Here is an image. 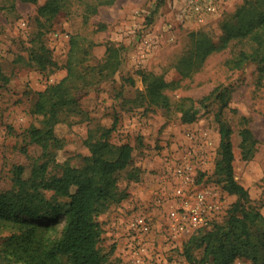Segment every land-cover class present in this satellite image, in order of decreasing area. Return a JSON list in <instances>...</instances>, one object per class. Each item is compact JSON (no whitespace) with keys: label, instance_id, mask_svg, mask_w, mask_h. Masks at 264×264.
I'll list each match as a JSON object with an SVG mask.
<instances>
[{"label":"rangeland","instance_id":"374dc122","mask_svg":"<svg viewBox=\"0 0 264 264\" xmlns=\"http://www.w3.org/2000/svg\"><path fill=\"white\" fill-rule=\"evenodd\" d=\"M68 1L67 9L47 20L37 14V7L46 0H38L36 5L0 0V64L8 78L6 84L0 82V191L13 187L17 167L23 168L24 178L30 176L34 165L44 162L49 174H58L56 165L64 162L79 167L82 157L89 154L83 143L88 131L110 128L115 123L110 143L133 146L126 171L137 168L141 172L137 182L127 180L122 173L118 185L128 197L98 217L103 231L100 253L111 264H131L132 255L143 247L140 264H198L186 258L185 250L188 244L190 254L198 260L203 249L188 242L214 225L224 224L228 209L237 200L222 189V177L215 170L219 103L208 100L201 109L198 102L218 85L231 88L223 119L232 131L234 179L247 190L248 205L264 216V79L254 63L238 69L231 63L240 51H249L250 45L246 40H231L225 48L212 52L201 66L191 62V35L202 33L219 46L221 23L246 0H228L220 15L202 25L185 26L176 19L175 0H115L110 6H100L87 22L82 17V0ZM72 37L78 44L87 45L89 56L75 67L81 75L72 82L76 109L61 116L54 128L58 146L45 154L29 138L32 127H43V116L34 112V103L38 92L66 76ZM40 45L53 62L46 69L30 58L31 53L38 54ZM109 46L117 55L104 68ZM182 58L186 59L181 63ZM141 72L179 83L178 88L166 91L172 104L169 110L148 108L142 102ZM191 105L199 109L197 118L182 123L178 108ZM244 127L257 142L247 161L241 157L239 142ZM188 160L193 163L194 183L218 190L220 209L206 226L172 236L169 212L179 185L173 169ZM51 194L46 193L47 197ZM137 215H143L150 227L140 241L129 228ZM0 264L6 263L0 259Z\"/></svg>","mask_w":264,"mask_h":264},{"label":"trees","instance_id":"16d2710c","mask_svg":"<svg viewBox=\"0 0 264 264\" xmlns=\"http://www.w3.org/2000/svg\"><path fill=\"white\" fill-rule=\"evenodd\" d=\"M36 5L38 0H19ZM115 0H82L83 21L87 22L97 13L100 6H110ZM68 0H46L37 7L39 17L54 18L68 7ZM223 31L221 44L215 45L202 33H193L191 55L192 64L202 65L215 50L223 49L231 40H246L249 51H240L231 61L238 69L247 63H254L260 78L264 79V0H246L230 19L221 23ZM87 46V45H86ZM70 40V57L65 65L66 76L58 83L51 84L38 92L34 112L43 116V127H32L29 131L31 142L40 146L45 154L58 146L54 128L61 116L73 112L76 98L73 95L78 74L75 67L88 58V49ZM38 54L31 53V60L41 69L53 66L49 52L40 45ZM104 68L116 57L117 51L109 46ZM78 57V58H77ZM80 58V59H79ZM182 58L180 62H184ZM29 64H31L29 62ZM184 76L188 75L182 73ZM144 90L142 102L148 108L169 110L172 106L166 91L179 87L177 81H168L153 73H140ZM85 80V77H81ZM0 82L6 84L0 64ZM201 100V109L206 101L219 103L215 114L218 126L219 144L216 174L221 176L222 189L237 200L228 209L224 224L190 239L191 246L203 249L200 259H195L188 248L186 258L198 264H233L243 259L249 264H264V216L249 206L247 190L234 179L231 128L223 119V110L228 106L231 88L218 85ZM77 92V90H76ZM181 122L192 123L199 109L192 105L180 107ZM110 128L88 131L83 143L89 154L83 156L79 167L64 162L58 174H49L48 163L34 165L30 176L22 177L23 168L17 167L13 187L0 191V259L6 264H111L100 253L98 243L103 233L98 217L111 205L118 204L128 197L120 189L118 181L122 173L129 181L140 179V170L127 168L132 161L133 146L128 143L114 145ZM240 149L243 160H249L257 143L247 127L239 132ZM51 192L47 197L46 193ZM64 200V201H59Z\"/></svg>","mask_w":264,"mask_h":264},{"label":"built area","instance_id":"2783aa9c","mask_svg":"<svg viewBox=\"0 0 264 264\" xmlns=\"http://www.w3.org/2000/svg\"><path fill=\"white\" fill-rule=\"evenodd\" d=\"M228 0H175L174 13L179 24L202 25L210 18L220 15ZM148 44L147 40H144ZM193 163L188 160L173 169L174 177L179 181L174 193V206L169 212L170 235H178L204 227L220 209L219 192L214 186H198L194 183ZM130 230L137 240L149 232V224L143 215L135 216L129 223ZM139 243V242H138ZM140 245V244H139ZM143 247L132 255L131 264H140ZM234 264H244L236 260Z\"/></svg>","mask_w":264,"mask_h":264}]
</instances>
